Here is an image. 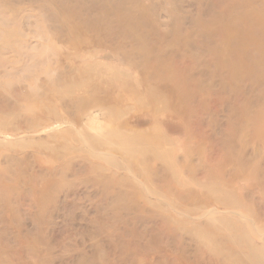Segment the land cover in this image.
<instances>
[{"label":"rangeland","instance_id":"rangeland-1","mask_svg":"<svg viewBox=\"0 0 264 264\" xmlns=\"http://www.w3.org/2000/svg\"><path fill=\"white\" fill-rule=\"evenodd\" d=\"M0 264H264V0H0Z\"/></svg>","mask_w":264,"mask_h":264}]
</instances>
